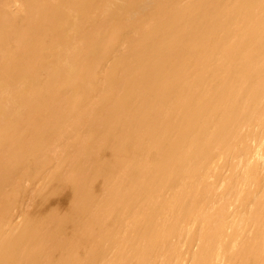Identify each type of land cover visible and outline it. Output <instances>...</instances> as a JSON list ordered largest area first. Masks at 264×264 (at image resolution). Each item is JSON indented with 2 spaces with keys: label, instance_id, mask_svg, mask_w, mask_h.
I'll use <instances>...</instances> for the list:
<instances>
[{
  "label": "bare ground",
  "instance_id": "bare-ground-1",
  "mask_svg": "<svg viewBox=\"0 0 264 264\" xmlns=\"http://www.w3.org/2000/svg\"><path fill=\"white\" fill-rule=\"evenodd\" d=\"M0 264H264V0H0Z\"/></svg>",
  "mask_w": 264,
  "mask_h": 264
}]
</instances>
